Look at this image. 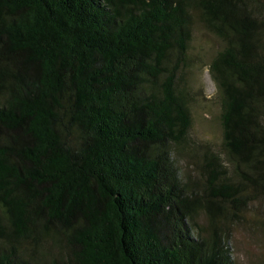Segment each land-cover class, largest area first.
<instances>
[{
    "label": "trees",
    "instance_id": "trees-1",
    "mask_svg": "<svg viewBox=\"0 0 264 264\" xmlns=\"http://www.w3.org/2000/svg\"><path fill=\"white\" fill-rule=\"evenodd\" d=\"M196 24L221 128L197 176ZM261 198L264 0H0V264H235Z\"/></svg>",
    "mask_w": 264,
    "mask_h": 264
},
{
    "label": "rangeland",
    "instance_id": "rangeland-1",
    "mask_svg": "<svg viewBox=\"0 0 264 264\" xmlns=\"http://www.w3.org/2000/svg\"><path fill=\"white\" fill-rule=\"evenodd\" d=\"M220 41L196 24L187 49L192 65H184L178 73L184 75L183 81L191 87L195 99L191 102L192 123L189 139L180 147L179 161L197 176V153L200 143H209L219 149L221 128L220 108L217 102V87L208 62ZM198 150V152H197ZM230 251L235 264H264V199L254 202L246 218L231 229Z\"/></svg>",
    "mask_w": 264,
    "mask_h": 264
}]
</instances>
